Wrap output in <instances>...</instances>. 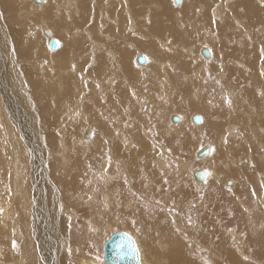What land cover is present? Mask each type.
I'll list each match as a JSON object with an SVG mask.
<instances>
[{
	"label": "rangeland",
	"instance_id": "1",
	"mask_svg": "<svg viewBox=\"0 0 264 264\" xmlns=\"http://www.w3.org/2000/svg\"><path fill=\"white\" fill-rule=\"evenodd\" d=\"M74 1L78 11L70 10V2H67L65 7L72 11V16L67 14V17L72 19L68 20V28L60 31L55 11L39 12L35 0H0V202L6 201L4 206L8 205L7 212L0 206V264H49L48 251L56 260L53 264H81L82 261L105 264L101 262L104 242L115 231H125L132 236L141 264H144L142 258L145 264H264V0H187L184 4L183 0L179 4L173 0H95V7H91L92 0ZM135 1H138L139 9L135 8L139 15L132 5ZM153 1L161 2L163 11L172 16L169 21L168 14L162 16L166 19L163 22L173 25L180 18L179 40L172 30L156 28ZM145 15L148 16L143 17ZM131 19L136 28L128 24ZM76 27L79 28L77 42L72 37ZM42 29L52 30L54 35L50 36L63 43V48L67 44V59L56 60L63 49L61 46L58 50L49 49ZM30 31L35 35L29 34ZM92 41L97 45L93 46ZM156 42H163L162 51H149ZM98 46L102 50L98 51ZM167 46L172 48L171 52L164 48ZM91 47L98 57L103 55L97 58L94 53L96 70L90 64ZM189 47L194 49V54ZM204 48L211 54L208 58L202 54ZM174 50L176 52H172ZM50 51L54 54L48 53ZM138 51L154 57V64L179 63L176 77L170 76L172 87L166 84L171 99L180 102L174 104L176 107L168 106V110L153 107L152 104L162 101L167 88L160 86L148 72L143 73L137 67L142 65L137 62L129 68L131 72L135 68L134 72L139 73L143 81H133L121 65L120 54L132 52L133 57ZM159 52L163 54L159 56ZM50 57L57 63L54 76L50 71L42 72L39 64L44 60V66L47 65ZM204 59L208 61L204 63L206 66L215 67L206 76L201 71L198 74L205 67L201 66L206 62ZM184 62L188 68H182ZM99 63H102L100 69ZM189 71L197 72L195 79L183 80L182 74H190ZM79 74H89L114 89V95H109L111 100L102 103V106L105 104L106 112H102L105 123L90 124L88 108L96 92L90 87L91 81H83ZM171 74H175L174 70ZM203 76L213 79V86L206 83ZM10 79L15 85L10 84ZM145 84L151 88L145 90ZM93 85L97 89V83ZM8 86H13L12 92ZM133 87L135 98L141 93L145 98L150 97L151 102L150 106L145 102L146 108L142 103L138 110L132 98L130 102L124 101V107L133 106L134 110L133 126L131 123L124 128L122 125L127 123L128 117L125 119L122 105L116 104L118 93L122 88L130 92ZM198 96L197 101L192 100ZM187 99L201 105L187 107L184 104ZM114 104L117 109L112 107ZM181 111L187 123L179 134L170 131L175 138L168 136L165 127L172 122L171 116H179ZM157 112L164 114V118ZM168 112H171L169 116ZM194 114L202 116V126L191 121ZM87 115H90L88 120ZM97 119L94 122H98ZM193 123L195 135L191 133ZM90 126L95 127L94 133L101 137V142L95 139L90 144L85 143L93 135ZM143 127L152 135L154 144L146 137ZM161 127L166 132L160 131ZM85 129H88L89 134L85 135H89V139L82 136ZM98 131L104 135H98ZM120 133L122 139L127 138L125 143L118 141ZM110 144L114 145L112 152ZM209 144L213 147L212 162L207 160L211 156H196L201 147ZM15 152L25 166L19 164L25 169L24 184L12 165ZM159 156L162 163H158ZM36 157L43 165L41 175L46 183L40 188L34 181L32 161ZM186 162L191 163V167L216 174L199 187L192 180L191 169L185 170ZM104 163L108 164L104 166L105 172L102 171ZM44 186L42 196L46 204L41 202V206L36 207L35 194L38 191L41 195ZM19 188L25 189V201H29L27 213L20 204ZM139 193L147 198H141ZM33 226L37 227L44 253L38 248L40 242ZM189 237L198 238L199 244L192 242V247ZM207 257L212 260L209 262Z\"/></svg>",
	"mask_w": 264,
	"mask_h": 264
},
{
	"label": "bare ground",
	"instance_id": "2",
	"mask_svg": "<svg viewBox=\"0 0 264 264\" xmlns=\"http://www.w3.org/2000/svg\"><path fill=\"white\" fill-rule=\"evenodd\" d=\"M23 1H25V0H23ZM80 2H85V0H79ZM157 1V0H156ZM165 1V0H164ZM174 1V0H173ZM227 1V0H226ZM35 2H37L36 0H35ZM67 2H70L69 0H41V2L39 3V2H37L36 4H38V5H36V8L38 9V11L39 12H41V10H44L45 11V9H46V12L48 13V12H52L53 10L55 11V16H56V18L59 20V25H58V29L60 30V31H65L64 30V27L65 28H68V20L69 19H72V18H69V17H71L72 15L70 14L72 11H70V10H72V9H77L76 8V6H75V3H77L76 1H74L73 0V2H70L68 5H69V8H70V10H69V8L68 7H65V6H67ZM131 2H134V0L133 1H131ZM146 2V1H145ZM154 2V1H153ZM185 2H188L187 0L185 1V0H183V3L182 4H184ZM190 2V1H189ZM47 3L49 4V6H47ZM116 3H118V1L116 2ZM116 3H114V5L113 6H115V4ZM123 3V2H122ZM121 3V4H122ZM137 3H138V1H135V3H133L132 5H133V7L135 8L136 6H137ZM162 3H163V1H162ZM111 4V3H110ZM120 4V5H121ZM124 4H126V2L124 3ZM135 4V5H134ZM147 4V3H146ZM181 4V5H182ZM106 5V4H105ZM153 5L156 7L155 8V10H156V12H157V15H155V17H154V19L156 20L155 21V24L154 23H152V25L154 24L155 26H156V28H158V29H161L162 27H163V31L164 30H172V32L174 33V36H175V38L177 39V40H179L180 38H179V36H178V30L180 29V23L179 22H181L180 21V18H179V22H174L173 23V25L172 24H169L168 22H163L164 20H166V19H168V21L171 19V17L172 16H170L169 14H168V12L166 11V12H164L163 10L165 9V8H162V4H161V2H160V4L158 3V2H154L153 3ZM186 5V4H185ZM189 5V4H188ZM188 5H187V7H188ZM51 6H52V8L53 9H51ZM140 6V5H139ZM175 6V5H174ZM191 5H189V7H190ZM46 7V8H45ZM81 7V6H80ZM91 7H95V0H92L91 1ZM115 7H117V6H115ZM114 7V8H115ZM179 6H175V8H178ZM188 7V8H189ZM201 7V6H200ZM199 7V8H200ZM203 7V6H202ZM201 7V8H202ZM58 8V9H57ZM97 8V7H96ZM137 8H138V6H137ZM137 8H135L136 9V14L137 15H139L138 13H140V12H137V10L139 9H137ZM142 8H144L143 7V4H142ZM141 8V9H142ZM151 8V7H150ZM154 8V7H153ZM198 8V9H199ZM56 9V10H55ZM117 8H115V10H116ZM182 9V8H181ZM185 9H187V8H185ZM189 9H192V7L191 8H189ZM203 9V8H202ZM202 9H200V10H202ZM67 10H69L70 12H66ZM80 10V9H79ZM114 10V11H115ZM129 10H130V8H129ZM188 10V9H187ZM186 10V11H187ZM56 11H58V12H56ZM77 11H78V9H77ZM81 11V10H80ZM140 11V10H139ZM84 12V11H83ZM112 11H110V13H111ZM178 12V11H177ZM21 13H23L22 11H21ZM73 13H76V12H73ZM109 13V14H110ZM112 13H114V12H112ZM118 13V12H117ZM148 13H150V12H148ZM40 14H42V13H40ZM67 14H69L70 16L69 17H67ZM81 14V13H80ZM94 14V13H93ZM92 14V15H93ZM115 14H116V12H115ZM168 14V15H167ZM178 14V13H177ZM44 15H46V14H44ZM87 15V14H86ZM89 15H90V13H89ZM91 15V16H92ZM114 15V14H113ZM128 15H130V14H128ZM164 15H167L166 17V19H162L161 17L162 16H164ZM74 16H78V15H74ZM82 16V15H81ZM80 16V17H81ZM94 16V15H93ZM93 16H92V18H93ZM106 16V15H105ZM104 16V17H105ZM148 15H145V16H143V17H147ZM217 16H219V17H221V13H218L217 14ZM76 17H75V19H76ZM79 17V16H78ZM87 17V16H86ZM122 17H124V16H122ZM125 17H126V13H125ZM124 17V18H125ZM83 18V17H82ZM91 18V19H92ZM106 18H107V16H106ZM119 18V17H118ZM121 18V17H120ZM223 18V17H222ZM123 19V18H122ZM148 19L150 20V17H148ZM88 20H90V19H88ZM148 20V21H149ZM133 22V19H131L130 20V22L128 23V24H130L131 26V28L133 27V28H136L135 27V24L134 23H132ZM145 21H147V18L145 19ZM227 21V20H226ZM47 22V21H46ZM45 22V23H46ZM77 22V21H76ZM84 22H85V20H84ZM89 22V21H88ZM112 22V21H111ZM114 22V21H113ZM126 22V21H125ZM128 22V21H127ZM150 22H151V20H150ZM149 22V23H150ZM148 23V24H149ZM69 24H71V23H69ZM78 24V23H77ZM89 24V23H88ZM101 24V23H100ZM114 24V23H113ZM118 24H119V22H118ZM228 24V23H227ZM87 25V24H86ZM85 25V26H86ZM126 25V24H125ZM70 26V25H69ZM89 26V25H88ZM119 26H120V24H119ZM122 26V25H121ZM92 27V26H91ZM179 27V28H178ZM186 27V26H185ZM1 28V27H0ZM88 28V27H87ZM132 28V29H133ZM31 29H32V27H31ZM36 28H33V30H35ZM92 29V28H91ZM111 29H112V27H111ZM32 30V32H34ZM37 30V29H36ZM35 30V31H36ZM45 30H48L49 32H50V34H53L54 35V33L52 32V30L50 31L49 29H45ZM45 30L44 29H42V31H44V33H45ZM70 30V29H69ZM75 30V32L74 33H72V37L74 38V39H76V35L79 33V28H77L76 27V29H74ZM82 30V29H81ZM87 30V29H86ZM153 30V29H152ZM187 30V29H186ZM241 30V29H240ZM38 31V30H37ZM67 31H68V29H67ZM84 31V30H83ZM94 31V30H93ZM114 31V30H113ZM127 31H128V29H127ZM149 31V30H148ZM31 31H30V33L29 34H31V35H35V34H33ZM99 32V31H98ZM103 32V31H102ZM153 32V31H152ZM157 32V31H156ZM159 32H160V30H159ZM138 33V32H137ZM155 33V32H154ZM67 34V33H66ZM81 34V33H80ZM99 34H102V33H99ZM98 34V35H99ZM114 34V33H113ZM131 35H132V33H130ZM52 35V36H53ZM89 35H90V33H89ZM141 35V34H140ZM179 35H181V34H179ZM51 36V37H52ZM145 36V35H144ZM51 37H48V36H44V38H46L47 39V41H49V39L51 38ZM154 37V36H153ZM54 39H56L55 37H53ZM82 38V37H81ZM111 38V37H110ZM140 38V37H139ZM63 39V38H62ZM128 39V38H127ZM143 39V38H142ZM142 39H141V41H142ZM175 39V40H176ZM21 40V39H20ZM57 40V39H56ZM64 40V39H63ZM150 40V39H149ZM23 42V39H22V41H21V43ZM76 42H77V39H76ZM93 42V46L94 45H97L96 44V42H94V41H92ZM136 42V41H135ZM165 42H167V41H165ZM196 42V41H195ZM34 43V45H35V42H33ZM33 43H32V45H33ZM37 43V42H36ZM60 43V42H59ZM137 43V42H136ZM142 43V42H141ZM161 43H163V42H161ZM161 43H159V42H156L154 45H152V47H151V49H149L148 48V46H147V48L149 49V51L150 50H154V49H156V50H160L161 49V46H160V44ZM212 43V42H211ZM135 44V43H134ZM143 44V43H142ZM151 44V43H150ZM47 45H48V42H47ZM103 45V44H102ZM146 45V44H145ZM144 45V46H145ZM149 45V44H148ZM165 45V44H164ZM1 46V45H0ZM61 46V47H60ZM49 47V46H48ZM59 47H60V49L62 50V52H61V54L59 55V57H56V60L57 61H59V59L60 58H66L67 59V53H69V48H67V44L66 45H64V48H63V43H62V45H61V43H60V45H59ZM58 47V48H59ZM163 47V46H162ZM58 48H56V49H54V50H58ZM92 48V50H93V54H92V52H91V54L90 53H88L89 54V56H90V64L91 65H93L94 66V68H95V70L97 69L95 66H97V62H96V58H95V55H94V53L96 54V56H97V51H94V49H93V47H91ZM98 51H100V50H102V47H100V46H98ZM135 48V47H134ZM164 48H168V50H170V52H171V50H172V48H169L168 46L167 47H164ZM50 49V48H49ZM140 49V48H139ZM190 51H192V54H194L195 52H194V49L192 48V47H189L188 48ZM205 49V48H204ZM52 50V49H51ZM54 50H52V51H54ZM95 50H96V48H95ZM179 50V49H178ZM182 49H180V51H181ZM12 51V50H11ZM42 51H44V49H42ZM52 51H50V52H48V53H51V54H54ZM161 51H162V49H161ZM141 51H138V52H135V55L132 57V55L131 54H133L132 52L130 53V52H126V53H123V54H120L119 55V58L120 57H122L121 58V65L125 68V70L128 72V74L130 75V77L132 78V80L133 81H143V78H141L140 76H139V73H135L134 71H135V68H133V70L134 71H130V68H129V65H136L135 64V62H136V57H137V55L138 54H144V55H147L146 57L148 58V61H147V63H146V65L145 64H139V65H142V66H137L143 73H145V72H148L149 74H150V76H152V77H154L155 79H157L158 80V84L161 86H165L166 88H167V90L163 93V98H162V101L161 102H157L156 104L154 103V104H152L153 105V107L154 106H157V108H165V109H169L168 108V106L169 107H172L174 104H178V103H180V102H178L177 100H172L171 99V94H169L168 92V85H166L167 83H169V85H171V87H172V84H173V80L170 78V76H172V77H176L175 75L178 73V65H179V63H174L173 61H167L166 63H164V62H155L156 64H154V57L153 58H151V56L149 57V55L148 54H146V52L145 53H140ZM165 52V50L163 51V53ZM172 52H176L175 50L174 51H172ZM149 53H152V52H149ZM153 53H154V51H153ZM162 53V54H163ZM87 54V55H88ZM161 54V52H159L158 53V55L159 56H161L162 55ZM170 54V53H169ZM176 54V53H175ZM187 54H189V53H187ZM114 55V58H115V54H113ZM181 55V54H180ZM211 55V54H210ZM234 55H235V53H234ZM239 55V54H238ZM7 56V55H6ZM84 56H86V55H84ZM84 56H82V57H84ZM103 57V55L102 56H97V58H102ZM212 58H213V56H211ZM210 57V59H212ZM54 57H50L49 59L50 60H48V62H47V65H45L44 66V64L46 63V61H44V60H41V62H39V64L40 65H42L41 67H42V72H47V71H50V74H51V76H54V73L55 72H53L54 70H56V61L53 59ZM165 58V57H164ZM167 58V57H166ZM182 58V57H181ZM9 58H7L6 60H8ZM133 59H134V61H133ZM150 59H153V60H150ZM150 60V61H149ZM156 60H157V58H156ZM181 60V59H180ZM196 60V59H195ZM205 60V59H204ZM38 61H40V60H38ZM158 61V60H157ZM206 61V60H205ZM210 61V60H209ZM9 62V61H8ZM31 62V61H30ZM208 61H206V62H203L202 64H201V66H205L203 69H200L199 70V72H198V74H200V71H201V73H204L205 74V76H206V74L208 75V73H209V71H213L214 69H215V67H214V65H212V67H209L208 65L206 66L204 63H207ZM186 62H184L183 63V69H185V68H188V65H187V63L185 64ZM212 63V62H211ZM181 64V63H180ZM78 65V64H77ZM28 66V65H27ZM92 66V67H93ZM101 66H102V63H99V65H98V68L100 69L101 68ZM121 66V67H122ZM171 67V69H169L168 67ZM91 67V68H92ZM179 67H181V66H179ZM192 67H194V66H192ZM247 68V67H246ZM4 69V68H3ZM7 69H9V68H7ZM262 69V68H261ZM6 70V69H5ZM75 70V69H74ZM171 70V71H170ZM174 70V72H175V74H171V72ZM15 71V70H14ZM169 71H170V75H168V73H169ZM180 71V70H179ZM75 72H78V70H76ZM102 72V71H101ZM190 72V74H186V73H183L182 74V78H183V80H185V79H195V76H196V74H197V72H195V73H191V71H189ZM223 72V71H222ZM6 73V72H5ZM17 73V72H16ZM20 73V72H19ZM224 73V72H223ZM257 73H258V70H257ZM47 74H48V72H47ZM50 74L48 75V76H50ZM73 74V73H72ZM78 74V73H77ZM180 74V73H179ZM221 74V73H220ZM259 74V73H258ZM18 75V74H17ZM25 75V74H24ZM46 75V74H45ZM79 76L80 77H82V80L83 81H91V83H92V85H90V87L91 86H93L92 88L94 89V92L93 93H95L96 92V98H94V99H92V104H91V107L90 108H88V107H86V108H88L89 110H90V114H91V121H90V124L91 123H95L96 125L97 124H101L102 122H104V113H103V115H102V112H104L105 111V104H103V106H102V103H103V101L104 100H106V99H108V100H111V97L109 96V95H111V96H113L114 95V93H115V91H114V89H110V88H107V83H105L104 81H102V80H99V79H96V78H94V77H91L89 74H79ZM205 76H203V79H204V81L206 82V83H208L209 84V82H210V84L213 86V84H214V80L213 79H211V78H204ZM224 76V75H223ZM262 76V75H261ZM43 77V76H42ZM8 78H9V76H8ZM11 78V77H10ZM115 78H116V76H115ZM180 78H181V76H180ZM17 79V78H16ZM19 79V78H18ZM121 80H122V78H120ZM197 79H199V78H197ZM81 80V82H83ZM116 80V79H115ZM200 80V79H199ZM2 81V80H1ZM96 81V82H95ZM181 81V80H180ZM204 81H202V82H204ZM121 82V81H120ZM187 83H189V81H186ZM200 82V81H199ZM94 83H97V89H96V86H94L93 84ZM141 83V82H140ZM10 84H13V85H15V83L10 79ZM83 84H85V82H83ZM86 84H88V83H86ZM105 84V85H104ZM115 84V83H114ZM113 83H112V85H114ZM110 85V84H109ZM18 86V85H17ZM19 87V86H18ZM170 87V88H171ZM12 88H13V86H8L7 87V89L10 91V92H12ZM116 88V87H115ZM151 87H148L146 84H145V87H144V89L145 90H148V89H150ZM15 89V88H14ZM13 89V90H14ZM134 89H135V87H133V88H131V90H130V92H128L127 91V89L126 88H122V89H119V92L120 93H118V101H117V105L118 104H121L122 106H121V108L123 107V110H125L124 112L126 113V117H125V119L128 117V120L126 119V121H127V123H125V124H123L122 126L125 128L126 126H129V125H131V123L133 122V120H134V115H133V106H135L136 107V109H137V107L139 108L138 110H140L141 109V105H142V103H145L146 101H148V105L150 106V104H149V102H151V101H149V99H151L150 97H148L147 96V98H145L144 97V95L143 94H141V93H139V95H138V97L137 98H135V96H134ZM138 89V91H139V88H136V90ZM210 89V88H209ZM153 90V89H152ZM155 93H156V91H155V88H154V90H153ZM200 91V90H199ZM1 92V91H0ZM5 92V91H4ZM171 92H172V89H171ZM69 93H71V91L69 92ZM105 93H108L107 95L105 94ZM133 93V94H132ZM154 93V94H155ZM201 92H199V96H201L202 94H200ZM155 95H157V93L155 94ZM196 95H198V92H196V94H195V96ZM184 96V95H183ZM194 95H193V97H195ZM199 96H198V98H193L192 100H194V101H197L198 99H199ZM208 96H211V95H208ZM131 98H132V102H133V106H129V107H124L123 106V102L124 101H128V102H130L131 101ZM191 99H187V101H185L184 102V104H185V106H187V105H189V107L190 106H192V105H195V104H198L197 106H200L201 104L200 103H197V102H193ZM84 102V101H83ZM86 102V101H85ZM147 103V102H146ZM145 103V104H146ZM182 103V102H181ZM203 103V102H202ZM113 104V103H112ZM79 105V104H78ZM181 105V104H180ZM204 105H206V104H204ZM86 106H88V105H86ZM146 106H147V104L146 105H144V107L146 108ZM159 106H161V107H159ZM175 106V105H174ZM196 106V107H197ZM79 107H81V106H79ZM82 107H83V105H82ZM112 107L113 108H116L117 109V107H116V105L114 104V105H112ZM144 107H143V109H144ZM176 107V106H175ZM174 107V108H175ZM188 107V106H187ZM203 107V106H202ZM78 108V107H77ZM77 108H75V109H77ZM192 108V107H191ZM205 108H206V106H205ZM3 109V108H2ZM82 109V108H81ZM107 109H110V108H107ZM171 109V108H170ZM173 109V108H172ZM96 110H97V113H96ZM122 110V111H123ZM137 110V111H138ZM77 111V110H76ZM179 111V110H178ZM185 111V110H184ZM78 112H80V110L78 111ZM81 112H82V114H85V112L83 111V109L81 110ZM106 112V111H105ZM132 114H131V113ZM144 112V111H143ZM71 113V112H70ZM69 113V114H70ZM112 113V112H111ZM171 112H168L167 113V116H169V114H170ZM82 114H80V115H82ZM109 114V113H108ZM117 114V113H116ZM157 114H158V116H161V117H163L164 118V114H162V113H160V112H157ZM27 115V114H26ZM118 115V114H117ZM127 115H129V116H127ZM144 115V114H143ZM173 115H175V114H173ZM173 115L171 116V119L170 120H172V117H173ZM77 116H79V115H77ZM92 116H93V120H92ZM94 116H96V119H97V121L98 122H94L96 119H95V117ZM154 117H157V115L154 113V115H153ZM184 116H185V113L183 112V111H181L180 112V114H179V118H180V120H179V122H177V123H179V124H176V122H170L169 123V126L168 127H170V128H168V127H165V129L167 130V135L168 136H171V137H173V138H175V136H173L171 133H170V131L172 132V133H174V134H179L180 132H181V130H182V126H183V124L184 123H187V122H185L184 121ZM74 117V116H73ZM73 117H71V119L73 118ZM87 120L89 119V117H90V115H87ZM111 117V116H110ZM118 117V116H117ZM120 117V116H119ZM202 117V116H201ZM76 119V118H75ZM95 119V120H94ZM113 119H114V117H113ZM112 119V120H113ZM203 119V118H202ZM103 120V121H102ZM142 120H143V117H142ZM187 120V119H186ZM107 122H108V120H106ZM119 121V120H118ZM140 121V120H139ZM155 121V120H154ZM184 121V122H183ZM191 121H193L192 120V118H191ZM204 121V120H203ZM202 121V122H203ZM206 121V120H205ZM9 122H10V120H9ZM12 122L13 121H11V123L10 124H12ZM123 122H125V120H123ZM122 122V123H123ZM153 122V121H152ZM207 122V121H206ZM105 123V122H104ZM110 123V122H109ZM134 123V122H133ZM133 123H132V126H133ZM138 123H140V122H138ZM175 123V124H174ZM94 124V125H95ZM107 124V123H106ZM143 124V123H142ZM93 125V126H94ZM93 126H90V127H92L90 130L93 132V135H91V140H85V143L87 142V143H89V142H93V141H95V139L96 140H98L99 142H101L100 140H101V137H97V135L94 133L95 132V127H93ZM138 126H139V124H138ZM141 126V125H140ZM144 126V125H143ZM197 126H202V125H198L197 124ZM11 127H12V125H11ZM32 127V126H31ZM60 127V126H59ZM147 127V126H146ZM117 128V127H116ZM120 128V127H119ZM142 128V127H141ZM144 129H145V127H143ZM195 128H196V125L193 123V126H192V128H191V133L193 134L194 133V135L195 134H197L196 133V131H195ZM164 129V130H165ZM199 129V128H198ZM86 130H88V129H85V132H83L82 133V136H84L85 135V133H88L89 134V132L88 131H86ZM105 130V129H104ZM118 130V129H117ZM142 130V129H141ZM163 129H162V127H161V130L160 131H163V132H166V130L164 131ZM27 131V130H26ZM143 131H145V135H146V137L148 138V140L151 142V141H153V139H152V135L150 134V136L148 135V133L146 132V129L145 130H143ZM142 131V132H143ZM148 131V130H147ZM12 133H14V131L12 130ZM27 133V132H26ZM98 133H100V134H98V135H100V136H103L104 134H102L101 133V131H98ZM164 134H166V133H164ZM163 134V135H164ZM210 134V133H209ZM8 135H9V133H8ZM121 135H123L122 133H120V134H117V139H118V141H120V142H123L124 140H126L127 141V138L125 139L124 138V136H123V139H122V136ZM166 135V136H167ZM35 136H36V134H35ZM82 136H81V138H82ZM86 137H88L89 135H85ZM161 136V135H160ZM165 136V135H164ZM34 137V136H33ZM32 137V138H33ZM85 137V138H86ZM145 137V138H146ZM8 138V137H7ZM90 138V136L88 137V139ZM106 138V137H105ZM157 138H158V136H157ZM82 139H84V138H82ZM77 140V139H76ZM79 140V139H78ZM105 141V140H104ZM131 141V140H130ZM129 141V142H130ZM174 141H175V139H174ZM113 142V141H112ZM120 142H118V143H120ZM123 143H125V141L123 142ZM152 143V142H151ZM155 142H153L152 144H154ZM156 143H158V142H156ZM90 144V143H89ZM122 144V143H121ZM127 144V143H126ZM171 144V143H170ZM116 145H117V142H116ZM119 145V144H118ZM129 145V144H128ZM131 145V144H130ZM150 145V144H149ZM157 145V144H156ZM98 146V145H97ZM112 146H114L113 144H110V152H112ZM207 146H210L211 148H212V151H211V154L209 155V156H207V157H199L198 156V152H197V154H196V156L197 157H199V158H209L210 156V158L209 159H207V160H209V161H211V160H213V156H214V154H213V147L209 144V145H207ZM168 147V146H167ZM129 148V147H128ZM144 148V147H143ZM161 148H163L162 146H161ZM202 148V147H201ZM200 148V149H201ZM126 149H127V145H126ZM185 149V148H184ZM199 149V150H200ZM128 150V149H127ZM159 150V149H158ZM165 150V149H164ZM198 150V151H199ZM161 151H163V150H161ZM166 151V150H165ZM175 151V150H174ZM144 152V151H143ZM164 152V151H163ZM149 153V152H148ZM161 153V152H160ZM15 154V159H14V163H12V165L14 166V168H15V172H17V175L20 177L21 176V179H22V183H23V180H24V170L25 169H23L20 165H22V166H24L23 165V163H20V161L18 160V157H19V155H18V153L17 152H15L14 153ZM111 154V153H110ZM137 153H135V155H136ZM158 155V154H157ZM163 155V154H162ZM112 156L113 157H115V155L112 153ZM127 156V155H126ZM165 157V156H164ZM67 158V157H66ZM115 159V158H114ZM211 159V160H210ZM163 160V159H162ZM161 159H160V156H159V158H158V163H162L163 161H162ZM65 162V161H64ZM189 162V161H188ZM212 162V161H211ZM32 163H33V173H35V176H34V178H35V182H36V184H37V186H38V188H40L41 187V185H43V184H46V183H43V177H42V175H41V173L43 172V170H41V168H43V165L41 164V160H37V157H36V159H34V161H32ZM121 163V162H120ZM165 163V162H164ZM183 163V162H182ZM187 163V162H186ZM20 164V165H19ZM107 164V163H106ZM105 163H104V165H103V168H104V166L106 165ZM166 165H167V162L165 163ZM191 164V163H190ZM190 164L189 163H187V165L185 166V170L187 169V168H190L191 169V174H192V180L194 181V183L195 184H197L199 187L201 186V185H204L207 181H208V179L210 178L211 179V176L213 177V175H214V173L212 174L210 171H208L207 169H204V170H207L208 171V176H207V178L205 179V182H203V181H198L196 178H195V175H194V172L196 171V170H199V169H202V168H196V167H191L190 166ZM216 164V163H215ZM108 165V164H107ZM164 165V164H163ZM182 165V164H181ZM107 167V166H106ZM166 167V166H165ZM211 167H213V166H211ZM210 167V168H211ZM13 168V167H12ZM24 168H25V166H24ZM100 170L102 169V168H99ZM183 169V168H182ZM213 169V168H212ZM102 171H104L105 172V168L104 169H102ZM105 174V173H104ZM216 174V173H215ZM107 177V176H106ZM154 178V177H153ZM16 181V180H15ZM19 181V180H18ZM192 181V182H193ZM17 183V182H16ZM19 184V183H18ZM17 184V185H18ZM24 184V183H23ZM194 184V185H195ZM18 187V186H17ZM46 186H44L43 187V191H42V193H41V195H40V193H38V191H37V194H35V200H36V207L38 206L39 207V205H40V203L41 202H43L44 203V206H45V204H46V202H45V199L43 198L44 196H42V194L44 193V190L46 189L45 188ZM236 187V186H235ZM45 188V189H44ZM108 188V187H107ZM198 190V189H197ZM17 192H18V194H19V197H20V204H21V206H22V209H23V211L25 212V213H27L26 212V209L28 208V205H29V201H25V198H27V196H25V189H21V188H19L18 190H17ZM128 192V191H127ZM178 194V193H177ZM139 195H140V197L141 198H143V199H146L144 196H142L140 193H139ZM107 196V195H106ZM31 197V196H30ZM29 197V198H30ZM111 197V196H110ZM109 197V198H110ZM106 198H108V197H106ZM108 198V199H109ZM32 199V198H31ZM131 199V198H130ZM135 199V198H134ZM151 199V198H150ZM92 200V199H91ZM139 200H141V199H139ZM169 200V199H168ZM137 201V200H136ZM146 201V200H145ZM5 202L6 201H3V202H0V206H2L3 208H2V210L3 211H6L7 212V209H8V205L7 206H4L5 205ZM142 202H144V201H142ZM159 202V201H158ZM8 203V202H7ZM109 203V202H108ZM141 203V202H140ZM145 203H147V202H145ZM152 203V202H151ZM156 203V202H155ZM162 203V202H161ZM38 204V205H37ZM106 204H107V202H106ZM153 204V203H152ZM151 204V205H152ZM166 204V203H165ZM103 205V204H102ZM162 205H163V203H162ZM20 206V205H19ZM41 206V205H40ZM97 206V205H96ZM166 206V205H165ZM30 207V206H29ZM107 207V206H106ZM148 207H149V204H148ZM157 207V206H156ZM21 208V207H20ZM101 208V207H100ZM151 208V207H150ZM110 209V208H109ZM147 209V208H146ZM154 209V208H153ZM152 209V210H153ZM145 211V210H144ZM155 211H157V210H155ZM45 212V211H44ZM147 212V211H146ZM150 212V211H149ZM174 212V211H173ZM2 213V212H1ZM36 213V212H35ZM161 213V212H160ZM56 214V213H55ZM156 214V213H155ZM36 215V214H35ZM103 215V214H102ZM4 216H5V214H4ZM9 216V215H8ZM24 216V215H23ZM7 217V216H6ZM54 217V215L51 217V218H53ZM61 217V216H60ZM23 218V217H22ZM40 219L38 218L37 220H36V222H38ZM55 220V219H54ZM57 220V219H56ZM56 220L54 221V222H56ZM60 220H61V218H60ZM35 222V223H36ZM53 222V223H54ZM62 222V221H61ZM3 223V222H2ZM112 223V222H111ZM179 223H182V222H179ZM57 224V223H56ZM122 224V223H121ZM174 224H175V222H174ZM3 225H5V224H3ZM63 225V224H62ZM175 225H177V224H175ZM2 226V225H1ZM61 226V225H60ZM180 226V225H179ZM203 226V225H202ZM213 226V225H212ZM5 227V226H4ZM27 228V227H26ZM62 228V227H61ZM111 228V227H110ZM179 228V227H178ZM62 229H64V226H63V228ZM183 229V228H182ZM26 230V229H25ZM28 230V229H27ZM33 230H34V233L36 234V238H37V242H38V240H39V242H40V244H38V248L39 249H41V251H42V241L40 240V238H39V233L37 232V227L36 226H33ZM204 230V229H203ZM2 231V230H1ZM36 231V232H35ZM183 231V230H182ZM209 231V230H208ZM28 232V231H27ZM63 232V231H62ZM210 232V231H209ZM232 232V231H231ZM29 233V232H28ZM40 233H42V240H44L45 239V234H43V232L41 231ZM72 233V232H71ZM62 234V233H61ZM41 236V235H40ZM192 236V235H191ZM209 236V235H208ZM109 237V236H108ZM168 237V236H167ZM55 238V237H54ZM164 238V237H163ZM172 238V237H171ZM176 238V237H175ZM190 238V241H191V243L193 242H196V244L198 245L199 243H198V238L197 239H194L193 237H189ZM146 239V238H145ZM243 239V238H242ZM200 240V239H199ZM45 241V240H44ZM148 241V240H147ZM156 241V240H155ZM159 241V240H158ZM0 242H2V241H0ZM168 242V241H167ZM200 242V241H199ZM258 242V241H257ZM190 243V244H191ZM171 244H173V243H171ZM202 244V243H201ZM219 244V243H218ZM221 244V243H220ZM194 245V244H193ZM211 245V244H210ZM172 246V245H171ZM183 246V245H182ZM203 246V245H202ZM50 247H51V245H50ZM50 247H48V248H50ZM161 247V246H160ZM165 247V246H164ZM163 247V248H164ZM194 247V246H193ZM204 248H206L205 246H203ZM216 247V246H215ZM45 248V247H44ZM103 248H104V246H103ZM151 248V247H150ZM176 248V247H175ZM202 248V247H201ZM200 248V249H201ZM203 248V249H204ZM160 249V248H159ZM169 249V248H168ZM211 249V248H210ZM50 250V249H49ZM149 250V249H148ZM195 250V249H194ZM213 251V250H212ZM237 251H239V250H237ZM43 252V251H42ZM45 252V251H44ZM43 252V253H44ZM199 252V251H198ZM216 252V251H215ZM214 252V253H215ZM170 253H171V251H170ZM169 253V254H170ZM177 253V252H176ZM179 253V252H178ZM214 253H213V255H214ZM47 254V253H46ZM55 255V254H54ZM84 255V254H83ZM216 255H219V253L218 254H215V256ZM82 255H80V257H81ZM139 256H140V254H139ZM163 256V255H162ZM171 255H169V257H170ZM202 256H205V255H202ZM214 256V257H215ZM47 259H48V263L49 264H53V263H56L55 261V259H54V256H52V254L48 251V254H47ZM58 257V256H57ZM143 257V256H142ZM153 257V256H152ZM27 258V257H26ZM62 258V257H61ZM64 258V257H63ZM62 258V259H63ZM84 259H85V255H84V257H83ZM70 259V258H69ZM143 260V262H144V264H145V261L146 260H144V258H142ZM203 260H204V258H202ZM218 259V258H217ZM55 260V261H54ZM57 260H59V259H57ZM65 260H67V259H65ZM86 260H88L87 258H86ZM207 260H209V262H210V260H212L210 257H207ZM206 260V261H207ZM63 261H64V259H63ZM68 261V260H67ZM141 261V260H140ZM101 262H103V263H105L103 260L101 261ZM178 262V261H177ZM180 262V261H179ZM182 263V262H181ZM180 263V264H181ZM184 263V262H183ZM212 263V262H211ZM9 264V263H8ZM62 264H63V262H62ZM81 264H97L95 261L93 262L92 261V263L91 262H88V261H82L81 262ZM106 264V263H105ZM185 264V263H184ZM215 264V263H214ZM230 264V263H229Z\"/></svg>",
	"mask_w": 264,
	"mask_h": 264
},
{
	"label": "water",
	"instance_id": "3",
	"mask_svg": "<svg viewBox=\"0 0 264 264\" xmlns=\"http://www.w3.org/2000/svg\"><path fill=\"white\" fill-rule=\"evenodd\" d=\"M37 2H41V0H36ZM176 4L180 3V0H174ZM45 34L48 37L50 36V32L45 30ZM60 45L59 41L51 37L48 41V46L50 49L54 50L58 48ZM202 54L205 58L210 56V52L208 49H203ZM148 58L144 54H138L136 57V62L139 64H146ZM179 116L174 115L172 117L173 122L179 121ZM192 120L196 124H201L202 117L199 114H194ZM212 148L210 146H203L198 151L199 157H207L211 154ZM195 178L198 181H204L208 176V171L204 169H199L194 172ZM134 239L132 236L125 231H115L110 234V236L104 242V252H103V261L107 264H141L140 256L139 258L136 255V251L138 250L137 245L136 248H133Z\"/></svg>",
	"mask_w": 264,
	"mask_h": 264
},
{
	"label": "snow or ice",
	"instance_id": "4",
	"mask_svg": "<svg viewBox=\"0 0 264 264\" xmlns=\"http://www.w3.org/2000/svg\"><path fill=\"white\" fill-rule=\"evenodd\" d=\"M14 246H15V245H14ZM132 246H133L134 249L136 248L135 242H133V245H132ZM136 255H137V257L139 258V251H138V250L136 251Z\"/></svg>",
	"mask_w": 264,
	"mask_h": 264
},
{
	"label": "crops",
	"instance_id": "5",
	"mask_svg": "<svg viewBox=\"0 0 264 264\" xmlns=\"http://www.w3.org/2000/svg\"><path fill=\"white\" fill-rule=\"evenodd\" d=\"M190 243H191V241H190ZM191 245H192V247L194 246L192 243H191Z\"/></svg>",
	"mask_w": 264,
	"mask_h": 264
}]
</instances>
